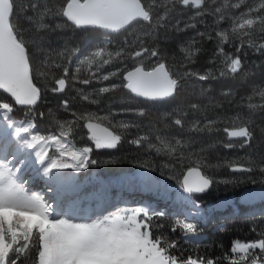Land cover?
Listing matches in <instances>:
<instances>
[{
    "label": "rangeland",
    "instance_id": "374dc122",
    "mask_svg": "<svg viewBox=\"0 0 264 264\" xmlns=\"http://www.w3.org/2000/svg\"><path fill=\"white\" fill-rule=\"evenodd\" d=\"M38 1L19 0L18 2V20H21L20 26L22 29L23 24H26V29L24 32L22 31L26 39H29L28 33H26L28 24L35 28L36 31H44L46 29L45 27H41V25H46L44 22L46 16L45 6L42 2L43 6H41ZM84 1L66 0L63 5H59L62 8V13L58 14L59 17L60 15L67 17L65 8L68 4L83 3ZM139 1L148 14L147 18L141 21L147 26L139 25L140 22H137L126 30L115 34L106 33L102 29L95 27L81 28L84 30L81 34V45L77 49L81 53H86L96 46L107 45L109 51L122 50V55L114 59L111 65L101 69V71L120 68L126 62H129V67L143 64L145 69H151L158 64H166L171 80L175 79L177 82L176 90L177 88L180 90V95L183 94L200 101L195 102V104L193 100L189 102L191 104L190 107L194 110L193 115L187 112L182 113V108L177 109L171 106L168 110L161 108H157V110L152 109L155 114H151L152 111L150 110L149 114L151 116H146L145 118H137L131 113L123 114V109L133 108L135 103L132 99H127V101L123 102L124 100L120 96L117 102L121 105H116V103L108 104L101 101L99 105H89L87 107L92 111H96L98 108L101 109L102 111L98 113L100 115L107 114V112L103 111L105 109H111L113 112L119 111L121 115L117 117L118 119L132 121V125L126 129L117 127L118 133L121 135L127 134V129H130L128 131L129 134L136 129H145L150 132L151 137L155 139L152 143H150L151 141L146 142L148 140L143 139L142 134H139V138L145 140V147L154 153V155L156 154L155 157L165 162L175 161L177 156L175 154L170 155L167 151L163 150V147H159L162 150L160 153H157L155 148L150 149L148 145L157 146L158 143L162 145L161 140H166L170 145L175 147L177 138H179L181 147L177 150H187V154L195 153L206 158L208 152H213V143H210L205 138L196 139V135L199 133L204 134L209 123V116L206 115L207 112H205L203 105H214V98L212 99L208 94L209 89L210 91L215 90L211 83L214 81L221 83L218 96H230L231 101L235 99L236 95L250 92L251 99H249V102L251 104H255L253 103V100L256 99L254 97H260L258 93L264 90V49L259 48V45L264 43V8L260 7L262 0H202L200 8H195L194 4L182 7V0ZM11 7L13 10L12 4ZM217 8L220 9L219 12L216 11ZM221 17H223V23L220 22ZM68 20L70 19L68 18ZM245 20L253 22L250 28L247 25L243 28L239 27V24ZM190 25H195V27H191ZM233 26L237 28V31H233ZM218 31L226 33L228 37L227 41L221 43V37L215 35ZM201 32L203 35L199 34ZM161 33L163 37H161ZM210 35L213 36L212 40L208 39ZM15 37L16 34L13 38L15 39ZM28 42L30 50L38 60V64L42 70L49 69L50 73H52L57 69L54 67L56 63H60L63 66L66 62L65 60H67L65 56L61 57L60 55V53L64 52L65 48L62 39L46 48H41L37 41ZM170 42L176 43L175 52H167L164 48ZM208 43L213 47L215 46V48L218 44H221L229 54L238 56L241 62L239 71L232 74L228 65L224 62V58L219 56H214L208 62V65L215 66L214 70L210 72L201 71L199 69L201 64L199 66L196 58L201 54V46L208 45ZM249 43L252 46H248ZM240 45H243V47H240ZM184 48L189 49L190 54L182 51ZM136 52H141L142 55L135 57ZM153 52L158 53V55L153 57ZM214 60L215 63H213ZM123 68L126 69V67ZM221 72H223L222 76L220 75ZM84 74H87L86 70ZM200 75H207L208 79L201 81L199 79ZM118 79L120 78L114 77L112 80L104 83L108 84L111 81L118 83ZM249 79L252 80V84L249 88L250 91H246L241 86H247ZM228 81L231 82L229 83ZM95 87H97L96 84L89 86V91L93 95H95L93 91ZM224 93L228 94L225 95ZM101 97L99 98L100 100ZM193 105L196 107H193ZM2 108L4 107H0V109ZM248 108L249 113H252V108ZM167 111L168 114H166ZM195 112L197 115L194 117ZM158 114L163 118L168 117L170 119L169 122L161 120V118L157 120ZM3 115L4 113L0 111V134H2L0 135V165L12 170L13 175L19 176L18 183L21 179L24 182L29 178L30 180L32 179L33 185L24 184L30 194L42 196L38 193L39 189L42 191H56L49 197H42L54 207H57L58 211L56 214L60 218H71L72 222L92 223L101 219L111 218L118 213H130L132 210L139 208L147 211L150 216L157 213L171 212L191 223L204 222L205 226L208 224L211 226L215 225L213 231H216L223 228L225 221L234 216L248 217L256 213H264V188L262 187L246 189L238 197L230 196L218 199L205 207L203 205L204 201L200 202L195 196L193 197L184 193L179 184L169 182L176 179V176H172L168 181V179L155 178L149 171L143 169L122 173L120 171L121 174H118L119 176H96L95 171L90 172L87 169H82L79 172H76L74 169H59L61 165H72L81 163V161L75 159L72 154L62 151L55 141L47 138H44L42 142L48 145V147L45 146L46 149L41 152L35 163V153L37 150H40V146L37 145L34 149H26L24 147V144L31 142V135H56L60 138V134L51 130H38L36 126L32 130V133L30 130L28 132H25L23 129L21 130L22 136L28 135L27 140L17 138L14 134L9 139V133H12L13 129L7 128L6 123L19 125L21 122H25L26 119L19 120L12 113L10 115L13 119L5 122ZM177 116L183 121L182 127L173 123V119ZM31 122H33L32 119H27L25 126ZM63 143L67 145L64 139ZM70 145L75 146L74 143H70ZM67 147L70 150L81 151V148H70L68 145ZM114 151L108 150L107 152ZM21 156L24 159V163L16 167L23 168L24 171L17 172L16 169L12 168L13 158H20ZM9 158L11 159L9 160ZM89 162L86 161V163ZM148 165L150 169H153L154 166L151 163H148ZM43 168L50 172L48 177L43 176ZM0 170H3V168L0 167ZM54 176L58 178L56 181L53 180ZM140 187L146 194L154 192L155 196L161 195L162 200L160 202L158 200L154 201L151 198H146L143 193L135 197L132 195L133 193H130L134 190H141ZM126 189L129 190V193L123 192ZM58 195L61 196L57 197ZM170 202L171 204H169ZM246 202L248 204H241ZM222 204H224L223 208H228L224 211L217 210L221 209L218 207ZM202 218L204 221H201ZM140 223L142 224L143 221ZM184 239L188 242H200L207 240L208 237L187 233ZM235 254L239 256L244 255L243 253ZM99 259L101 264H138V260L132 251L117 252L112 255L102 256Z\"/></svg>",
    "mask_w": 264,
    "mask_h": 264
},
{
    "label": "snow or ice",
    "instance_id": "6c2138e0",
    "mask_svg": "<svg viewBox=\"0 0 264 264\" xmlns=\"http://www.w3.org/2000/svg\"><path fill=\"white\" fill-rule=\"evenodd\" d=\"M12 3V0H9ZM190 0H182V7H187ZM202 0H194V7L200 8ZM238 6V5H237ZM264 8V0L260 4ZM220 11L219 8L216 9ZM147 18V17H145ZM43 19V17H41ZM77 28L100 27L108 29L109 25L105 24H84L79 21H72ZM220 22L223 23V17ZM9 26L12 23V16L8 18ZM251 20L242 21L239 24L240 28L247 25L252 26ZM195 27V25H190ZM46 27V25H41ZM126 22L118 27H111V31L116 32L124 29ZM233 31L237 28L233 26ZM203 35V33H199ZM15 36V32L12 33ZM215 35L221 37V43L227 41L228 37L225 32L218 31ZM209 40L213 36L208 37ZM248 46H252L249 43ZM243 47V45H240ZM260 49H264V43L259 45ZM186 54L189 49H182ZM61 57L67 55V67H62L60 63L54 65L60 70L59 76L53 79L52 85L46 89H42L36 82L32 73V65L28 59V47L23 44L20 37L16 36L11 42V47L6 46L4 52V61L0 72L3 73L4 85L0 86V105L5 107L0 109L4 113L3 120L10 121L17 108L23 109L26 112L34 111L36 105L40 102L42 92L47 90L54 94H65L72 91L73 86L78 84L83 87L80 92L79 99L81 106L79 108L71 105L70 99L65 96L62 99V108L65 113H69L72 120L60 123L58 126L62 129L60 138L56 135H31V142L24 144L26 149H34L37 145L40 150L35 153L36 159L39 158L48 145L42 142L44 138L53 140L61 147L62 151L72 154L75 159L80 161H90V163H77L72 165H61L59 169H74L76 172L82 169H87L89 164L96 165V159H89V153L95 150H116L120 144L124 142L123 137L114 129L117 127L128 128L132 125V121L118 119L121 112H113L111 109H105L106 115L98 114L101 109L96 111L90 110L88 105H99V99L103 94L114 92L116 89H126L132 97L147 101L155 102L166 100L175 95L176 80L172 79L166 84H159L158 77L160 69L163 68L167 72L166 64H158L151 69H145L143 64L133 65L127 69L123 67L109 71H101V69L113 63V60L122 55L120 51H109L107 45L96 46L86 53H81L79 49H73L67 53H60ZM141 52H136L135 57L141 56ZM153 57L158 53L153 52ZM214 56L224 58V62L232 74L239 71L241 62L238 56L229 54L221 44H218ZM133 57V59H135ZM78 62V63H77ZM215 63V60L213 61ZM74 68V71H73ZM86 70L87 74H83ZM211 70H209L210 72ZM223 75V72L220 73ZM114 77H119L121 83L112 82L105 84L104 82L112 80ZM208 78L207 75H200L199 79L204 81ZM96 84L93 95L89 91V86ZM159 87V91H148L149 87ZM227 95L228 93H224ZM258 95L264 98V90ZM251 99V97H249ZM193 107H196L193 105ZM248 107H264V104L255 105L249 104ZM131 113L134 116L143 117L145 112L142 108H126L123 109V114ZM41 119L45 118V113L39 114ZM21 122L19 125L6 123L7 128L13 129L9 133V139L14 134L15 137L27 140L28 135L22 136L21 130L25 132L35 129L36 125L33 120L31 123ZM173 123L177 126H183V121L179 116L173 119ZM210 124H219V121H209ZM82 128L86 130L87 139L90 142L88 147H84L82 151L70 150L63 143L62 138L65 137V130L73 131ZM211 131V129H210ZM222 132L226 137L225 140H218L213 147H223L227 150H233L236 146L234 141L247 139L250 141V133L246 127L236 128L224 126L217 127L215 133ZM143 139H147L143 136ZM134 147L140 146V139L129 140ZM163 150L170 155L175 154L177 149L181 147L180 139L177 138L176 146L170 145L166 140H161ZM94 146V148H93ZM246 145L242 144V147ZM155 148L157 153L161 152V148H156L155 145H150ZM193 156L196 158L193 159ZM179 158H184V153L179 154ZM12 168L17 172H23V168H17V165L23 163V157L13 158ZM189 165L184 171L182 178L176 176L180 187L184 193L203 194L207 192L216 181L205 174L204 168L209 165L205 163V158L195 153H190L188 156ZM105 164H115L116 160L103 161ZM144 166H149L145 162ZM3 170H0V264H101L100 257L112 255L122 251H132L138 260V264H218L217 261L207 259L206 261H197L196 259L188 258L180 260L174 256L170 249L176 248V242L161 240L152 236V217L147 211L142 209L132 210L130 213H118L111 218H105L92 223L72 222L71 218H60L57 215V207L47 202L38 194H30L24 186V180L21 179L18 183L19 176L13 175L12 170L0 165ZM215 167H225L230 169L232 173H251L258 171L261 173V183H264V163H261L257 168L240 163L237 159H226ZM50 172L43 168V176L48 177ZM58 178L53 177L56 181ZM239 178H236L238 181ZM233 180H222L220 183L225 185L229 183L235 184ZM143 221L141 224L140 222ZM186 233H196L197 224L186 222L179 226ZM173 232L177 228L172 229ZM233 253H243L239 259L230 260V264H264V239L259 242H235L231 249Z\"/></svg>",
    "mask_w": 264,
    "mask_h": 264
},
{
    "label": "trees",
    "instance_id": "16d2710c",
    "mask_svg": "<svg viewBox=\"0 0 264 264\" xmlns=\"http://www.w3.org/2000/svg\"><path fill=\"white\" fill-rule=\"evenodd\" d=\"M65 1L66 0H39L38 3L41 6H43V4L45 6L46 16L44 22L46 24V29L44 31H36L35 28L28 24L26 33H28L29 39H26L22 34V31L24 32L26 29V24H23L24 26L22 29L20 26L21 20H18L19 15L17 13V6L19 0H12V29L16 36L20 37L22 43L27 45L28 56L32 65L33 77L42 89H46L48 86L52 85L53 79L59 76L60 70L56 69V71H53L52 73H50L49 69L42 70L38 64V60L30 50L28 41H37L41 48H46L56 44L62 39L65 45L64 53L70 52L73 49H77L81 45V34L83 33L84 29L75 27L74 23L68 20L67 17L61 15L59 17L58 15L59 13H62V8L61 6L59 7V5H63ZM41 2L43 4H41ZM139 25L143 26L145 23L140 22ZM161 37H163L162 33ZM170 37L172 38V36ZM201 47V54L196 58L199 66L201 64L199 69L206 72L209 70H214L215 66H212L211 64L208 65V62L214 57V53L216 51L215 46L213 47L208 43V45ZM164 48L167 52H175L176 43L170 42L166 44ZM68 58L69 57L65 55V59ZM66 65L67 64L65 62L62 67H67ZM121 67H126L127 69V67H129V62L123 63ZM250 79L247 86H241L242 89H246V91L249 90L252 84V80ZM112 82L113 81L109 82L108 84ZM117 82V84L121 83L120 79H118ZM228 82L230 83L231 81ZM211 84L214 86L215 90L210 91L209 89L208 94L210 97H212V99L214 98V105L203 106L205 108V112H207L206 115L209 116V121H219L221 123H208L204 134H197L196 139L205 138L214 145L215 143H218V140L222 141L226 139L222 132L215 133V129L217 127L223 128L224 126H229L236 128L246 127L250 133V141L247 139L234 141L236 146L233 148V150H227L220 146H212L213 152H208L207 157L205 158V163L209 166L204 168L203 171L206 175L216 181V183L213 184L208 193L196 197L198 201H204V205L230 196L238 197L244 190L253 187L264 188V183L260 182L261 173L258 171L254 170L251 173H232L230 169L225 167H215V165L222 163L226 159L237 158H239L240 163L246 164L253 169L257 168L261 163H264V107L252 108V113H249L248 105L251 104V102H249V97H251L250 92H245L243 95H236L235 99L231 101L230 96H218L220 86L222 85L221 83L214 81ZM80 88H82V85L76 84L73 86L72 91L70 90L65 94V96L70 99L71 105L76 108L81 106V101L79 99L80 92L78 91ZM111 93H107L110 95L103 94L101 101L103 103H116V105H121L117 102L119 96L122 100H124L123 102L127 101V99H132L135 103L133 109L142 108L145 112L143 117L136 116L137 118L151 116L149 114L150 110L153 112H151V114H155L152 109L157 110V108H161L168 110V108L171 106H174L177 109L182 108V113L187 112L190 113V115H193L194 110L190 107L191 104L189 102L193 100L195 104V102L200 101L184 96L183 94L180 95V90H178V88L172 98L160 102H147L138 100L132 97L131 94L123 88L116 89ZM41 96L42 98L36 105L34 111L26 112L23 109L17 108L13 115L19 120H34L39 130H51L60 134L62 129L58 125L60 123H64L65 121L72 120L71 115L69 113H65L61 106L62 99H64L65 96H63V94H54L47 90L43 91ZM254 98H256L253 100L255 105L264 104V98ZM0 107L5 106L0 105ZM40 113H45V118L41 119L39 115ZM166 114H168V111ZM196 115L197 113L195 112L194 117ZM158 116L159 117L157 120H160V118L161 120H166L168 122L170 120L168 117L163 118L159 114ZM129 130L130 129H127V134L122 135L124 142L121 143L119 148L114 152L94 149L91 152V159H96L98 163L96 165L89 164L87 171H95L97 176H117L122 172H133L138 169H143L149 171L154 177L165 180L168 179V181L170 180L169 178H172V176L174 177L177 175H183L184 171L189 165L188 156L190 153L187 154V150H177L175 153L177 156L175 161L169 163L165 162L158 157H155L156 154L154 155V153L145 147V140L139 138V136L143 134L147 137L148 141L146 142L151 141L150 143H152V141H155V139L151 137L150 132L145 129H136L134 132L132 131V133L129 134ZM114 131L118 132V129L115 128ZM65 136L69 137L79 147L92 146L87 139V133L85 129L78 128L73 131L65 130ZM135 139H140L139 147H134L128 142L129 140ZM242 144L246 146L241 148ZM156 147L162 148L163 146L158 143ZM180 152L184 153L183 159L178 158V153L180 154ZM195 158L196 157H193V159ZM107 160H116L117 163H102L103 161ZM145 162L151 163L154 166V171L148 166H144ZM237 177L239 178L238 181H236ZM225 179L236 181V183H229L225 185L224 183L219 182ZM169 182L173 184H179L177 179L170 180ZM151 217L152 236L161 240L176 242L178 246L174 249H170V251L180 260L192 258L199 262L212 259L217 261L218 264H230V260L239 259L240 257L239 255L231 252L233 243L235 241L252 242L264 239V213H256L252 216L249 215L248 217L234 216L225 221V226L223 228L216 231H213L215 225L211 226L208 224L205 226L204 224L197 222L195 223L197 224V232L195 234L206 235L208 237L207 240L202 242H187L183 239V235L186 234V232H184L179 226L189 221L169 215L162 216L159 214H154ZM174 227L177 228V231L175 232L172 231Z\"/></svg>",
    "mask_w": 264,
    "mask_h": 264
},
{
    "label": "water",
    "instance_id": "95a60500",
    "mask_svg": "<svg viewBox=\"0 0 264 264\" xmlns=\"http://www.w3.org/2000/svg\"><path fill=\"white\" fill-rule=\"evenodd\" d=\"M189 3L194 4V0H190ZM11 13L12 7L9 0H0V67L3 65L6 46L11 47V42L14 40L11 26L8 23ZM65 13L72 21H79L84 24L109 25L108 29L101 28L108 33H119L126 30L131 25L145 20L148 15L139 0H85L83 3L68 4L65 8ZM125 22L126 27L124 29L116 32L110 30L111 27H118ZM159 71V84H166L167 81L171 80L168 70L165 72L161 68ZM4 83L3 73L0 72V86H3ZM147 90L155 92L159 91L160 88L152 86Z\"/></svg>",
    "mask_w": 264,
    "mask_h": 264
},
{
    "label": "bare ground",
    "instance_id": "6f19581e",
    "mask_svg": "<svg viewBox=\"0 0 264 264\" xmlns=\"http://www.w3.org/2000/svg\"><path fill=\"white\" fill-rule=\"evenodd\" d=\"M12 4V3H11ZM153 46V45H152ZM141 121V120H140ZM130 127V126H129ZM0 135H2V134H0ZM3 147V146H2ZM39 148V147H38ZM13 149V148H12ZM2 150V149H1ZM5 151H6V149H5ZM21 151V150H20ZM38 151V150H37ZM11 155H13V154H11ZM13 156H15V155H13ZM16 157V156H15ZM11 158H9V160H10ZM24 163V162H23ZM50 163V162H49ZM45 164H47V163H45ZM51 165V164H50ZM49 165V166H50ZM47 168V167H46ZM32 177V176H31ZM44 178V177H43ZM34 179V178H33ZM32 180V179H31ZM30 180V178L29 179H27L25 182H24V184L25 185H33L34 183L32 182ZM44 180V179H43ZM126 180V179H125ZM130 181V180H129ZM128 183V182H127ZM130 183V182H129ZM135 183V182H134ZM140 183H141V181H140ZM136 185V184H135ZM151 187V186H150ZM141 188V187H140ZM50 190V189H49ZM59 191H62V190H59ZM127 193H129V190L128 189H126L125 190ZM140 191H143L142 190V188H141V190H139V191H136V193L137 192H140ZM53 192H56V191H42L41 189H39L38 190V193H40L43 197H49L51 194H53ZM140 193H145L144 191L143 192H140ZM61 195H58L57 197H60ZM75 205V204H74ZM221 206H224V204H222ZM220 206V207H221ZM169 207V206H168ZM71 210V209H70ZM69 212V211H68ZM70 214V213H69ZM79 214V213H78ZM80 216H81V214H79ZM67 217H68V215H67ZM77 218V217H76ZM85 218V217H84ZM87 220H88V218H86ZM79 220V219H78ZM83 220H85V219H83ZM80 221V220H79ZM125 256V255H124ZM127 261V260H126Z\"/></svg>",
    "mask_w": 264,
    "mask_h": 264
},
{
    "label": "crops",
    "instance_id": "0c3cea01",
    "mask_svg": "<svg viewBox=\"0 0 264 264\" xmlns=\"http://www.w3.org/2000/svg\"><path fill=\"white\" fill-rule=\"evenodd\" d=\"M64 140H66V143H67V145L70 147V148H75V149H80V148H78V147H75L74 145H70V143L71 144H73V142H71L68 138H63ZM83 150V148H81V151ZM90 154V153H89ZM86 161L87 160H85V161H81V163H86ZM235 244V243H234Z\"/></svg>",
    "mask_w": 264,
    "mask_h": 264
}]
</instances>
